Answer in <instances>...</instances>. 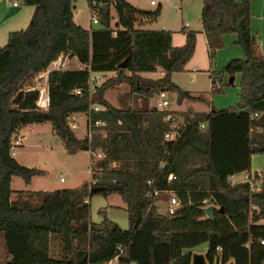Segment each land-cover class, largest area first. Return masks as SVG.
Wrapping results in <instances>:
<instances>
[{
  "label": "trees",
  "instance_id": "16d2710c",
  "mask_svg": "<svg viewBox=\"0 0 264 264\" xmlns=\"http://www.w3.org/2000/svg\"><path fill=\"white\" fill-rule=\"evenodd\" d=\"M75 1L25 0L35 7L28 27L10 32L7 45L0 47V233L10 257L7 264H90L117 255L120 264H192L193 253L185 250L205 243L209 264H264V224L258 223L264 218V183L251 194L248 183L230 181L251 170L253 155L264 154V55L251 29L252 0L204 1L201 21L211 57L230 33L237 34L244 52L224 68L242 74L241 102L236 108L185 112L186 127L177 141L165 138L171 129L165 119L169 112L150 101L165 89L200 99L171 79L193 57L197 33L185 26V43L174 46L171 30L136 27L141 18L157 20L161 6L147 10L128 0H89L103 26L87 29L74 21ZM106 3L114 4V25ZM64 56L76 58L83 68L49 71V108L42 109L37 103L40 89L32 79ZM158 69L163 77L141 75ZM110 71L116 75L93 92L92 73ZM121 83L134 86L145 105L113 106L104 95ZM93 104L104 109L92 111V120H103L106 126L95 128L91 140L79 138L69 118L90 112ZM47 121L69 153H105L92 175L94 186L103 187L98 192L102 195L122 197L127 229L107 217L92 221L90 202H85L94 195L88 181L76 188L37 191V206L12 200L13 176L30 183L45 173L18 162L12 154L13 139L23 126ZM201 122L206 129L200 128ZM170 173L177 177L168 182ZM156 188L174 192L180 201L176 213L159 212ZM250 194L259 207L252 215ZM206 199L216 208L212 218L205 212Z\"/></svg>",
  "mask_w": 264,
  "mask_h": 264
},
{
  "label": "rangeland",
  "instance_id": "374dc122",
  "mask_svg": "<svg viewBox=\"0 0 264 264\" xmlns=\"http://www.w3.org/2000/svg\"><path fill=\"white\" fill-rule=\"evenodd\" d=\"M133 5L142 9H155L150 4V0H128ZM205 0H171L164 1L161 6V13L157 20L150 21L147 18H141L136 27L160 30L167 29L173 32V45L181 46L184 43L185 34L183 28L186 23L189 24V30L198 34L202 33V10ZM17 2L18 6L13 3ZM110 11L114 15L112 24L117 21V15L114 4L110 5ZM35 12L34 6L25 4V0H0V47L7 45L9 34L13 31L25 30ZM74 21L87 29L101 28V22L95 24L91 21L92 8L89 0H76L73 10ZM184 37V38H183ZM185 42V40H184ZM181 43V45L179 44ZM236 46H240L237 42ZM229 41H224L223 46L218 49L211 57L209 48L203 38H199V44L193 57L185 66V69L172 74V82L180 90L188 92L190 95L200 97L198 100L184 97L183 103H178L180 96L179 90L170 91L168 97L171 102V108L178 110L185 117V112L194 110H207L215 108L216 110L236 108L241 102V82L242 74H230L224 70L227 63L238 57L236 55V46ZM241 47V46H240ZM242 49V48H241ZM243 51V50H242ZM51 68L74 69L78 68V61L70 56H64L51 65ZM159 70V69H158ZM48 74L42 73L32 79V85L40 89L42 93L48 90ZM114 71L102 73L94 72L91 78V87L93 92L97 86H101L110 77L115 76ZM144 77L156 79L158 75L141 73ZM233 81H231V79ZM212 79L219 81L221 90L212 91ZM166 90V89H165ZM167 91V90H166ZM46 94V92H45ZM105 98L113 105L119 108L134 107L140 108L145 105L146 100L135 90V87L129 83H121L105 93ZM158 94L150 101V105L156 106ZM148 103V101H147ZM101 109L104 106L97 104ZM76 123L77 128H72ZM71 128L79 138L87 136V115L86 113H77L69 118ZM20 133V132H19ZM26 135L22 145L16 148L15 158L21 164L38 168L45 171L42 175H36L28 185L21 176H16L13 182V189L22 191L29 188L32 193L24 200L30 202L33 206L41 204V198L36 194L37 191H54L59 189L76 188L85 181L91 182L90 159L91 155L86 150H80L74 154L66 149L64 140L56 133L53 124L49 121L43 123H33L21 128V135ZM253 160L254 166L264 167V154H258ZM61 177L65 180L62 182ZM237 180L244 178V175L236 177ZM171 194L162 193L157 199V206L160 213H166L169 198ZM21 197V196H20ZM24 198V197H22ZM90 215L93 222H101L105 217L117 222L124 229L129 227L128 212L126 203L118 194L105 196L95 193L90 197ZM264 223V220H263ZM208 249V244H201L186 252L193 254L204 253ZM57 243L53 244V252L57 254ZM7 252L5 242L0 236V264H7Z\"/></svg>",
  "mask_w": 264,
  "mask_h": 264
},
{
  "label": "built area",
  "instance_id": "2783aa9c",
  "mask_svg": "<svg viewBox=\"0 0 264 264\" xmlns=\"http://www.w3.org/2000/svg\"><path fill=\"white\" fill-rule=\"evenodd\" d=\"M164 1L169 2L171 0H150V4L153 5L155 8H158V7L162 6ZM13 5L17 6L18 3L14 2ZM97 10L98 9H93L92 8L91 21L93 23H95V24L100 22ZM57 61H55V62H57ZM82 68H83V66H82ZM53 69L54 68L50 67V69L47 72H44V73L48 74L49 71H51ZM55 69H58V68H55ZM91 78H92V76H91ZM90 83H91V80H90ZM211 90L212 91L221 90L220 82L212 79ZM45 92H46V94H45ZM76 92L77 93H81L80 90H77ZM37 103H38V106L40 108H42V109H48L49 108V92H48V90L47 91L44 90V93H42L40 91V96H39V99H38ZM170 106H171V102H170V99L168 97V91L161 90L159 92V94H158L156 107L158 109H160L161 111H168L169 112L165 119L170 123V127H171V129L165 133V138L168 139V140L177 141V140H180L182 135H183L184 128L186 127V120H185V117L182 116L180 113H177L176 111H172L170 109ZM100 110H103V109H101V107H99L97 104H93L91 106L90 112L86 113V115H87V124H86L87 131H86V134H87V136L89 137L90 140H91L93 134L95 133V128H104L106 126V122L103 121V120H96V121L92 120L91 112L92 111H100ZM72 126H73L72 128H77L78 127V125L75 122L72 124ZM206 127H207L206 122H201L200 128L201 129H206ZM100 132L102 134L106 135V130L101 129ZM20 139H21V137L19 136V134L16 135L14 137V139H13V142H12L13 145H14L13 146V150H12L13 156H15L16 147H18L19 144H20ZM88 152L91 155V159H90V174H91L90 188H92L94 186V184L96 183V180L92 178V175H93V173L96 172L97 163H98V161L104 159L106 155L101 150L93 151V150L90 149ZM176 177L177 176H176L175 173H170L168 175V177H167V180H168V182H171L174 179H176ZM64 180L65 179L63 177H61V181L63 182ZM244 183H248L249 184L250 191H251V194H252L253 191L258 189V183H264V169L257 170L256 172H253L252 176H247L245 181H244ZM162 193H167V194H171L172 195L169 198V202H168V206H167L166 212L168 214L176 213L177 209L180 207L179 199L174 195V192H172V191L162 190V189H158V188H156L154 190V196L157 197V199L160 197V195ZM251 194H250V215H252V213L254 211L259 210L258 205L255 204L254 202H252ZM85 202L89 203L90 202V198H87L85 200ZM203 202L206 205H208V206L210 205V201L208 199L204 200ZM261 242L264 244V240H262ZM123 251H124L123 248L120 247V252L123 253ZM119 258H120V255H117L113 259H111V260H109L107 262H96V263H90V264H120L119 263ZM131 264H138V263L134 261Z\"/></svg>",
  "mask_w": 264,
  "mask_h": 264
},
{
  "label": "crops",
  "instance_id": "0c3cea01",
  "mask_svg": "<svg viewBox=\"0 0 264 264\" xmlns=\"http://www.w3.org/2000/svg\"><path fill=\"white\" fill-rule=\"evenodd\" d=\"M149 10H151V9H149ZM152 10H154V9H152ZM252 13H253L252 20H251L252 33L255 36L256 40H257L259 52L262 55H264V0H252ZM201 24H202V21H201ZM186 26L189 27V24L186 23ZM201 36H202L203 41L205 42V44L207 46V49H208L209 48L208 40H207V37H206L205 32L203 31V26H202V33L201 34H198L197 44H199V38H201ZM237 38L238 37H237V34L236 33H230V34H226L225 35L224 41L225 40L226 41H229V43H233V45H235L234 43L237 42ZM184 40H186V36H185ZM184 40H183L182 43H185ZM179 44L181 45V43H179ZM236 48H238V49H236V55H238V57H242V55H244V52L242 51L241 47L240 46L239 47L236 46ZM72 59L77 60L76 58H72ZM78 68H82V64H80L79 62H78ZM78 68H74V69H78ZM147 74H148V72H147ZM149 74H151V75L152 74L158 75L157 78H160V77H163L164 76V73L160 69L157 72H149ZM153 78H155V77H153ZM233 79H231V81H233ZM169 92L170 91H168V94H169ZM179 97H178V100H179ZM183 101H184V97H183L181 103H183ZM170 109L172 111H176L177 113H180L178 110H175V109L171 108V106H170ZM212 109L211 108H208L207 110H194V111H196V112H210ZM76 114L77 113L73 114L72 116L74 117ZM19 136L21 137L20 144H19L21 146L22 143H23V140L26 139V135H23V134L21 135V130H20ZM20 146H18L16 148H19ZM16 155H17V152H16V149H15V156ZM256 156H260V155L256 154V155H253L252 156V166H251V170L250 171L241 172V173H238V174H235V175L231 176V178H230L231 183H233V184H236V183H244V181H245V179H246L247 176H252L253 172H256L257 170L264 169V167L263 168L262 167H259V165L258 166H254L253 160L255 159ZM242 174L244 175V178L241 179V180H237L236 177L237 176H240ZM15 177L16 176H13L12 177L11 187L13 186V182H14V178ZM31 184H32V181L30 183H28V185H31ZM12 189H13V187H12ZM13 190L16 191V192H14L12 194V200L21 199V200L24 201L29 196L26 193L32 192V190H30L29 188H25V189H22V191H24V194H20L19 195L18 192H17L19 190H15V189H13ZM22 197H24V198H22ZM263 220H264V218H261L258 223L259 224H264L263 223ZM0 236H2V238H3L4 242H5L4 235L2 233H0ZM7 259L8 260L10 259V257L8 255H7Z\"/></svg>",
  "mask_w": 264,
  "mask_h": 264
},
{
  "label": "water",
  "instance_id": "95a60500",
  "mask_svg": "<svg viewBox=\"0 0 264 264\" xmlns=\"http://www.w3.org/2000/svg\"><path fill=\"white\" fill-rule=\"evenodd\" d=\"M105 7V11L109 12L110 11V4L106 3L104 5ZM121 66H126V64H121ZM233 79V78H232ZM183 97H179L178 103L182 102ZM103 190V187L101 186H93L91 188V192L92 193H98L101 192ZM215 206L214 205H209L205 208V212L208 215V217L212 218L214 216L215 213ZM192 264H209L208 261L206 260L205 254L204 253H196L193 254L192 256ZM230 264H234V263H230Z\"/></svg>",
  "mask_w": 264,
  "mask_h": 264
}]
</instances>
